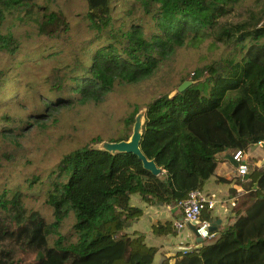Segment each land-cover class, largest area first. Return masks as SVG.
Wrapping results in <instances>:
<instances>
[{
    "label": "trees",
    "instance_id": "16d2710c",
    "mask_svg": "<svg viewBox=\"0 0 264 264\" xmlns=\"http://www.w3.org/2000/svg\"><path fill=\"white\" fill-rule=\"evenodd\" d=\"M85 1L91 36L73 53L65 73H53V97L35 102L26 119L0 114V121H5L0 134L8 146L19 144L20 134H12L19 124L40 126L65 104L97 103L117 83L150 76L186 41L209 35L230 50L195 68L184 89L176 87L145 103L139 145L161 168L159 174L144 168L133 152L111 153L91 144L102 140L95 136L62 153L50 170L51 186L45 194L53 210L51 222L24 204L22 190L1 188L0 264H264V167L244 175V191L214 235L181 243L156 263L158 246L147 244L143 233L127 229L142 214L130 202L132 193L182 209L188 192L201 189L214 172L223 150L246 149L264 140V0H256L257 6L248 4L246 17L239 21L222 17L244 0ZM20 11L41 13L36 22L44 35L69 30L61 10L37 0H0L1 52L15 55L18 50L11 19ZM7 78L0 70V89ZM139 108L134 106L122 119L120 134L109 140L129 137ZM17 147L4 150L5 158L12 159ZM70 211L73 241L59 231ZM200 216L214 221L210 208H203ZM176 227L165 221L153 229L175 233ZM50 234L56 235L53 242Z\"/></svg>",
    "mask_w": 264,
    "mask_h": 264
},
{
    "label": "rangeland",
    "instance_id": "374dc122",
    "mask_svg": "<svg viewBox=\"0 0 264 264\" xmlns=\"http://www.w3.org/2000/svg\"><path fill=\"white\" fill-rule=\"evenodd\" d=\"M37 1L45 4L46 8L61 10L69 21V30L58 36H47L38 32L39 22L36 20H40L41 13L26 15L20 11L14 14L11 19L12 30L19 47L15 55L0 51V70L7 73L8 77L7 83L0 89V114L7 112L26 119L34 109L35 102L42 97H53L57 89L53 73H65L73 53L91 36L85 16V0ZM122 3L117 4L118 14L122 13ZM259 3L256 0H244L222 19L242 20L246 17L245 7L248 4L257 6ZM95 45L92 43V47ZM229 50L226 44L212 40L209 35L198 36L177 46L150 76L133 83H117L97 103L65 104L40 126L34 122L29 125L19 124L12 131L13 135L20 134L16 137L19 144L12 142L8 146L9 143L0 134V189L19 188L24 193V204L28 208L38 209L51 222L54 215L52 206L46 201L45 192L51 186L50 170L57 164L62 153L95 136H100L102 140L116 137L121 132L122 119L135 105L142 109L156 95L174 92L182 79H188L195 68L226 56ZM0 123L5 121L1 120ZM14 145L18 147L13 158L6 159L3 151ZM34 175L39 179L34 181ZM73 222L74 215L70 211L59 227L68 241L76 238L72 229ZM55 236L50 234L49 241L53 242Z\"/></svg>",
    "mask_w": 264,
    "mask_h": 264
},
{
    "label": "crops",
    "instance_id": "0c3cea01",
    "mask_svg": "<svg viewBox=\"0 0 264 264\" xmlns=\"http://www.w3.org/2000/svg\"><path fill=\"white\" fill-rule=\"evenodd\" d=\"M232 148L223 150L214 172L205 180L200 189L205 196L214 199L215 203L210 208V215L217 221V228L226 223L227 216L238 194L244 191L247 179L238 178L235 175L237 162L231 157ZM264 159V141L260 144L250 145L245 149V161L248 171L262 167ZM130 202L142 209V214L131 221L127 226L130 231L136 230L144 234L147 244L158 246V253L155 256V263L162 255L170 256L181 243L193 242L195 235L189 223L184 219L182 209L176 205H164L159 202H151L143 199L140 194L132 193ZM168 221L171 226H177L175 233L154 231L153 226L164 225ZM167 228V227H166ZM196 239V238H195ZM171 260V259H170Z\"/></svg>",
    "mask_w": 264,
    "mask_h": 264
},
{
    "label": "built area",
    "instance_id": "2783aa9c",
    "mask_svg": "<svg viewBox=\"0 0 264 264\" xmlns=\"http://www.w3.org/2000/svg\"><path fill=\"white\" fill-rule=\"evenodd\" d=\"M263 141L264 140H259L256 144H260ZM231 157L237 162L235 175L238 178L244 179V175L248 172V165L245 161V149L232 147ZM261 165L264 167V159ZM214 203L215 200L205 196L200 189L190 190L187 197L181 202L184 219L188 223H193L195 225L196 231L202 239L209 238L215 234V231L209 228L212 220L200 216L203 208H211ZM176 225L180 226L181 223L177 222Z\"/></svg>",
    "mask_w": 264,
    "mask_h": 264
},
{
    "label": "water",
    "instance_id": "95a60500",
    "mask_svg": "<svg viewBox=\"0 0 264 264\" xmlns=\"http://www.w3.org/2000/svg\"><path fill=\"white\" fill-rule=\"evenodd\" d=\"M192 80L184 79L177 86L178 90L184 89ZM145 108L139 109L134 115V121L132 124V129L129 137L127 139H119V140H107L103 139L100 141L98 145L99 148L108 150L111 153L119 152V151H127L133 152L136 154L142 162V166L153 174H159L161 172V168L156 165L153 158H148L140 148V139H141V127L143 124ZM256 186V184H254ZM218 221V220H217ZM217 221H211L209 228L211 230L217 229ZM189 227L193 231L196 240H202V237L198 235L196 231V227L193 223H189Z\"/></svg>",
    "mask_w": 264,
    "mask_h": 264
}]
</instances>
